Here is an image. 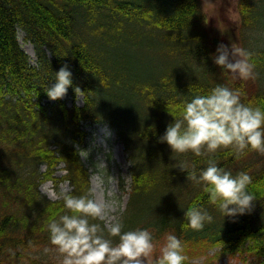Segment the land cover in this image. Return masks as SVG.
<instances>
[{
    "label": "trees",
    "instance_id": "16d2710c",
    "mask_svg": "<svg viewBox=\"0 0 264 264\" xmlns=\"http://www.w3.org/2000/svg\"><path fill=\"white\" fill-rule=\"evenodd\" d=\"M238 10L256 80L232 79L214 63L218 39L202 0H0V264H60L47 224L68 210L63 198L51 199L39 186L68 181L75 196L91 188L89 168L77 152L87 136L85 123L109 124L131 161V190L118 218L123 231L147 228L163 242L175 235L185 264L203 256V264L225 256L237 264H264V155L227 149L212 157L233 176L252 178V211L224 217L176 167L195 164L199 173L207 157L172 153L159 142L185 102L217 85L264 107V46L244 37L246 29L264 24V0H238ZM20 30L33 44L36 64L19 42ZM64 65L72 72L71 104L50 100L44 90ZM75 87L84 92L82 104ZM61 163L66 172L57 176ZM194 204L213 217L202 231L182 227Z\"/></svg>",
    "mask_w": 264,
    "mask_h": 264
},
{
    "label": "clouds",
    "instance_id": "9594fccd",
    "mask_svg": "<svg viewBox=\"0 0 264 264\" xmlns=\"http://www.w3.org/2000/svg\"><path fill=\"white\" fill-rule=\"evenodd\" d=\"M214 63L223 70L243 80H256L259 73L253 62V53L241 47L221 43L216 49ZM73 85L72 72L67 65L56 72L55 83L44 88L50 100L62 99ZM74 91L78 101L84 99L79 87ZM242 93L223 85H217L207 95H196L185 102L179 117L167 126L159 142H166L172 153H193L207 157V167L197 172L195 164L180 162L176 167L187 172V180L201 187L224 217H236L250 213L256 201L249 190L251 176L240 172L235 176L218 166L212 158L221 150L231 149L237 156L246 151L264 155V107L245 104ZM111 135L105 130V137ZM90 149H77L82 160H87ZM94 169L99 175L107 169L103 158H98ZM99 178V176H98ZM111 183V177L107 178ZM98 185L80 196L72 195L70 189L61 193L68 211L47 224L50 243L62 259L60 264H185L188 257L184 246L175 235L167 234L159 246L147 228L123 231L122 219L111 216L113 205L95 196ZM45 195H47L45 193ZM70 213V214H69ZM186 225L194 231H202L213 217L207 210L193 205L185 211ZM91 221L103 222L92 223ZM107 233V235H105ZM118 237V243L113 239ZM50 249L45 248L48 253Z\"/></svg>",
    "mask_w": 264,
    "mask_h": 264
},
{
    "label": "rangeland",
    "instance_id": "374dc122",
    "mask_svg": "<svg viewBox=\"0 0 264 264\" xmlns=\"http://www.w3.org/2000/svg\"><path fill=\"white\" fill-rule=\"evenodd\" d=\"M205 12L208 15L209 23L212 28L211 33L217 37L218 45L221 43L231 47L244 48L241 34L239 31L240 14L238 10V0H202ZM244 37L252 44L264 46V24L246 29L244 31ZM18 38L23 49L30 54L31 62L36 64L37 58L33 44L29 42L25 37V32L20 30L18 32ZM32 51V54L30 53ZM154 52V50H151ZM159 58V57H158ZM226 71V70H225ZM230 78L241 79L238 75L226 71ZM261 80L264 83V73L261 75ZM71 104L72 100L67 98V95L63 97ZM79 104L83 103V99H77ZM87 132L82 143H77L79 149H90V154L87 160H84L90 171L91 188L94 185H98L95 196L102 202H109L114 207L111 216L118 219L121 213L125 210L129 192L131 190V161L128 157V153L125 150V146L122 141L119 140L117 133L107 123L89 124L85 123L83 126ZM105 130L110 131L111 135L105 137ZM98 158H103L107 169H104V174L99 175L94 169V164ZM46 168L45 165H41L40 169L43 171ZM64 163L59 165L56 172L57 176L65 174ZM99 176V178H98ZM111 177V183L107 182V178ZM71 185L68 181L59 182L56 186L53 180L44 181L40 184V191L51 199L62 198L61 193L66 189L71 190ZM157 242V253L159 254V246L163 245V241L160 238L154 239ZM205 257L195 258L193 261L196 264H203ZM236 259L229 258L227 256L213 261L211 264H237ZM246 264H254L249 261Z\"/></svg>",
    "mask_w": 264,
    "mask_h": 264
},
{
    "label": "bare ground",
    "instance_id": "6f19581e",
    "mask_svg": "<svg viewBox=\"0 0 264 264\" xmlns=\"http://www.w3.org/2000/svg\"><path fill=\"white\" fill-rule=\"evenodd\" d=\"M30 53L32 54V51Z\"/></svg>",
    "mask_w": 264,
    "mask_h": 264
}]
</instances>
